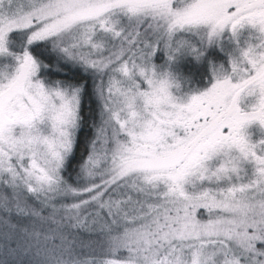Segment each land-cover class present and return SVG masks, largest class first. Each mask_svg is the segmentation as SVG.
I'll return each mask as SVG.
<instances>
[{"label": "snow or ice", "instance_id": "obj_1", "mask_svg": "<svg viewBox=\"0 0 264 264\" xmlns=\"http://www.w3.org/2000/svg\"><path fill=\"white\" fill-rule=\"evenodd\" d=\"M0 264H264V0H0Z\"/></svg>", "mask_w": 264, "mask_h": 264}]
</instances>
